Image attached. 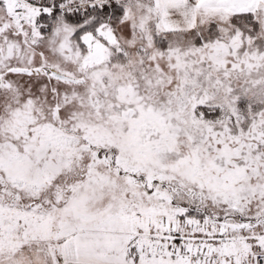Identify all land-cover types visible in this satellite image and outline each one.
Here are the masks:
<instances>
[{
    "label": "snow or ice",
    "instance_id": "snow-or-ice-1",
    "mask_svg": "<svg viewBox=\"0 0 264 264\" xmlns=\"http://www.w3.org/2000/svg\"><path fill=\"white\" fill-rule=\"evenodd\" d=\"M0 264H264V0H0Z\"/></svg>",
    "mask_w": 264,
    "mask_h": 264
}]
</instances>
